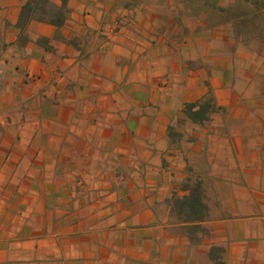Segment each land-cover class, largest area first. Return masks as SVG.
Instances as JSON below:
<instances>
[{
	"label": "crops",
	"instance_id": "1",
	"mask_svg": "<svg viewBox=\"0 0 264 264\" xmlns=\"http://www.w3.org/2000/svg\"><path fill=\"white\" fill-rule=\"evenodd\" d=\"M27 1L0 0V264H264L259 47L186 33L175 0H71L22 31ZM197 183L192 242L171 200Z\"/></svg>",
	"mask_w": 264,
	"mask_h": 264
},
{
	"label": "trees",
	"instance_id": "2",
	"mask_svg": "<svg viewBox=\"0 0 264 264\" xmlns=\"http://www.w3.org/2000/svg\"><path fill=\"white\" fill-rule=\"evenodd\" d=\"M59 1L28 0L22 7L18 27L24 31L32 22H40L51 24L60 30L69 17L68 4L71 0ZM175 1L193 16L203 18L209 28L228 26L242 43L257 42L264 45V0H227L226 5H223L225 0ZM57 38L60 36L57 35ZM217 109L213 98L207 97L199 102L186 104L184 113L193 123L203 125L211 120ZM171 203L178 220L183 223L198 222L187 226L185 230L192 242H199L197 235L207 233L201 222L207 218L208 210L201 184L194 185L188 196H174Z\"/></svg>",
	"mask_w": 264,
	"mask_h": 264
},
{
	"label": "rangeland",
	"instance_id": "3",
	"mask_svg": "<svg viewBox=\"0 0 264 264\" xmlns=\"http://www.w3.org/2000/svg\"><path fill=\"white\" fill-rule=\"evenodd\" d=\"M227 0H225L223 2V5H226L227 4ZM177 25L178 27H182V29H186V33L190 32V29L188 26L192 27V28H195L196 26L199 25V23H205L204 19L201 18V17H197V16H193L192 14L189 13V11H187V9L183 6H179L177 5ZM206 24V23H205ZM207 25V24H206ZM185 26V27H184ZM207 29H215V28H209L207 27ZM216 29H219L221 31V35L225 38H230L232 39V41L234 42V44H239V45H244V46H251V45H256L259 47L261 53H264V45H261L257 42H251V43H242L239 39H237L230 27L228 26H221V27H216Z\"/></svg>",
	"mask_w": 264,
	"mask_h": 264
}]
</instances>
